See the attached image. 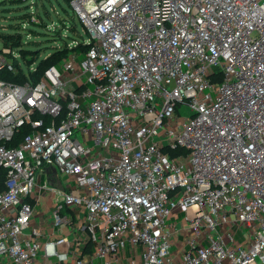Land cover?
<instances>
[{
	"label": "built area",
	"instance_id": "1",
	"mask_svg": "<svg viewBox=\"0 0 264 264\" xmlns=\"http://www.w3.org/2000/svg\"><path fill=\"white\" fill-rule=\"evenodd\" d=\"M70 5L86 51L0 76V264H264V0Z\"/></svg>",
	"mask_w": 264,
	"mask_h": 264
},
{
	"label": "rangeland",
	"instance_id": "2",
	"mask_svg": "<svg viewBox=\"0 0 264 264\" xmlns=\"http://www.w3.org/2000/svg\"><path fill=\"white\" fill-rule=\"evenodd\" d=\"M53 30L58 32L55 34ZM84 31L78 15L64 0H26L21 3L0 0V36L20 32L22 36L20 48L30 52L39 51L40 58L50 54L54 48L60 47L64 40L69 44L73 37L86 39L88 35ZM27 56L30 60L35 54ZM191 113L187 106L178 108V114L181 116L187 117ZM59 176L63 179L61 174ZM41 204L38 209L41 208Z\"/></svg>",
	"mask_w": 264,
	"mask_h": 264
},
{
	"label": "trees",
	"instance_id": "3",
	"mask_svg": "<svg viewBox=\"0 0 264 264\" xmlns=\"http://www.w3.org/2000/svg\"><path fill=\"white\" fill-rule=\"evenodd\" d=\"M22 1H26V0H9L10 3H21ZM65 2H67L70 5V0H64ZM71 6V5H70ZM45 27V24H43ZM18 28V27H17ZM32 31V30H31ZM56 34V32H58L57 30H53ZM1 39L3 40V42L6 45H9L11 47V49H17L18 53L20 54V59L22 60L23 64L25 66H27L28 70V76H26V74L22 71L19 70L17 73L13 74L10 72H2L0 73V76L8 81L11 82H17V83H22L26 80H31L33 83H35L41 73L43 72V70L45 68H47L49 65L52 64H58L61 59L67 55V53H69L70 51H77V52H85L86 49L88 48V44H84V43H78L76 46L69 48L68 44L66 43V41L64 40V38H62L60 36L61 39H63L64 41H62L60 47L58 46L57 48H54V50H52L50 52V54H48L45 57H41L40 58V53L39 51H35V52H30L28 50H25L23 48H20L21 46V34L20 32H16L14 34H2ZM75 38V37H73ZM82 37H77L75 39H81ZM58 39V36H57ZM35 54V56H33L30 60H28V54ZM16 60V59H15ZM18 61H15V63ZM33 66V69L30 70V67ZM20 68V66H19ZM31 131V128L29 127V125H23L21 126L18 131H16V133L14 134L13 139L8 143L9 145H17L18 142H20V140L22 139V137L26 134L29 133ZM164 151H167V149H164ZM184 151L182 149H177V150H172L169 151L171 155L176 154L178 152ZM4 179V170H1L0 172V183L2 184V181Z\"/></svg>",
	"mask_w": 264,
	"mask_h": 264
},
{
	"label": "crops",
	"instance_id": "4",
	"mask_svg": "<svg viewBox=\"0 0 264 264\" xmlns=\"http://www.w3.org/2000/svg\"><path fill=\"white\" fill-rule=\"evenodd\" d=\"M182 216V214H180V217ZM174 219V217H172L170 219V221H172ZM178 221H181L180 219ZM183 240H184V235L182 233H179L176 237L172 238V252L174 255L178 254V250H180V248H182L183 246Z\"/></svg>",
	"mask_w": 264,
	"mask_h": 264
},
{
	"label": "water",
	"instance_id": "5",
	"mask_svg": "<svg viewBox=\"0 0 264 264\" xmlns=\"http://www.w3.org/2000/svg\"><path fill=\"white\" fill-rule=\"evenodd\" d=\"M53 171H54V172L56 171L55 168H53Z\"/></svg>",
	"mask_w": 264,
	"mask_h": 264
}]
</instances>
